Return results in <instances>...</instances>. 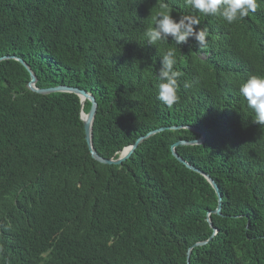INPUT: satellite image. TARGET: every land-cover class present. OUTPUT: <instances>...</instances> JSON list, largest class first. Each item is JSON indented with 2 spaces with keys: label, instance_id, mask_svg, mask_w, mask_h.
Listing matches in <instances>:
<instances>
[{
  "label": "trees",
  "instance_id": "16d2710c",
  "mask_svg": "<svg viewBox=\"0 0 264 264\" xmlns=\"http://www.w3.org/2000/svg\"><path fill=\"white\" fill-rule=\"evenodd\" d=\"M0 264H264V0H0ZM88 102L84 109L87 110ZM212 236V237H211Z\"/></svg>",
  "mask_w": 264,
  "mask_h": 264
},
{
  "label": "water",
  "instance_id": "95a60500",
  "mask_svg": "<svg viewBox=\"0 0 264 264\" xmlns=\"http://www.w3.org/2000/svg\"><path fill=\"white\" fill-rule=\"evenodd\" d=\"M5 59H13V60L17 61L29 73L30 80L26 84V89L28 91H31V92H34V93L40 94V95H49V94H54V93H71V94H74L78 97L79 105H80L79 117H80V120H81L82 125H83L84 139L86 142V146H87L88 152L90 154V157L94 161H96L100 164L120 166L123 162L127 161L131 157V155L134 153L135 149L138 147V145L140 143H142L143 141L149 139L150 137H152V136H154V135H156V134H158L164 130H178L181 128H186V129L192 130L195 133H197L199 135V138H197L195 140H191V141L180 140V141H177L174 144H172L170 147V152H171V155L180 164H182L184 167H186L188 170L193 171L195 173H198L202 177H204V179L209 183V185L214 190V192L217 196L218 204H217V207L213 211H210L207 213L206 222L209 224V226L213 230L212 236L217 232V230L212 226V223L210 220V214H215V215H219V216L222 215L221 214V198H222V196H221V193L219 191L217 184L208 174L202 172L198 168H196L193 165L186 162L176 152L177 146H191V145L203 144L205 136L200 130H198L194 127H182V126L161 127V128L149 131L145 135L138 137L134 141V143H132L129 146L124 147L121 151L116 153L114 157L104 158L96 152V150L94 149L93 143H92V128H93V123H94V119H95V115H96V111H97V102H96L95 97L90 92H88L86 90L79 89L76 87L67 86V85H57V86H53V87L39 88L36 86L37 78H36L35 74L30 70L28 65L21 58L14 57V56L0 57V61L5 60ZM85 102L89 103L87 110L84 109ZM207 242H208V240L197 242L188 248L187 253H186V264H189V258H190V254H191L192 249L195 247L203 246Z\"/></svg>",
  "mask_w": 264,
  "mask_h": 264
}]
</instances>
